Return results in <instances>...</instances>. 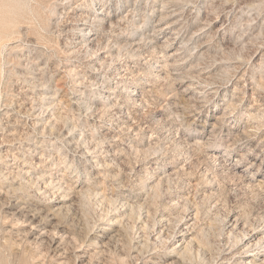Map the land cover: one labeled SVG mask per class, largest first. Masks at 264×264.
<instances>
[{"label":"rangeland","instance_id":"1","mask_svg":"<svg viewBox=\"0 0 264 264\" xmlns=\"http://www.w3.org/2000/svg\"><path fill=\"white\" fill-rule=\"evenodd\" d=\"M89 1L0 0L1 4L15 6L16 10L21 13L19 23L15 28V31L20 34L11 41L12 43L9 44V48L7 47L1 58L5 71L0 85L3 95L2 102L11 105V108L6 110L8 111L7 116L11 117L14 114L12 107H17L16 103L26 97L27 90L37 91L24 81L19 71L25 69L27 72L31 70L34 72L37 68H44L43 76L39 78L45 84V88L52 89L49 92L52 99L47 106H51V108L57 106V109L53 111L64 115L62 121L59 122L60 125L58 123L55 128H49V132L54 135H52L53 139L55 138L53 143L48 142V134H42L43 122L38 123L37 127L34 125V129H32L33 125L30 120L24 124V119L17 117L20 122L16 125L22 133L25 132V135L21 137L22 143L17 142L18 145L15 144L11 148L9 151V154L12 155L11 158L0 161V169H2L0 174V264H83L76 260L78 251L84 248V251L89 255L94 252L89 241L86 242L88 240L87 229L77 221L82 215L83 223H88L90 229L96 226L95 233H100L103 226L111 228L113 230L111 234L115 233L105 253L93 254L89 264H136L137 261L138 264H146V262L154 264L162 261V258L170 253L173 257L168 260V263L183 264L179 260L181 256L179 246L182 240L191 239L198 244L196 232H202V229H205V233L209 235V239L211 238L210 248L206 247V251H202V254L190 256L184 264H213L223 250L225 253H232L229 255V264H235L236 259L234 258L238 252L244 249V244L250 238L264 235V187L261 186L254 190L247 186H233L234 178L220 171L217 159L221 158L222 160V156L228 154L226 159L229 160L228 164H231L232 167L242 152L254 150L248 160L237 162L235 170L243 173L249 179L254 176L253 172L256 171L255 178L264 180V164L259 170L260 172L256 170L260 163L256 157H264V0H95L96 3L93 2L91 9H97L102 5L103 14L109 12L107 19L122 18L125 23L123 29L114 23L104 32L110 39L112 38L109 41L110 47L115 46L116 42L123 44L126 38L134 36L135 27L142 28L137 32L144 33L142 54L133 55L124 51L125 55L119 61L122 63L120 73L124 72L123 75H126L123 81L118 78L115 81L113 78L111 79V70L108 69L110 57L104 65L101 63L104 62L103 60L99 61L96 67V70L100 69L97 81L105 80L102 83L104 85L102 88L111 87L113 89V93L102 91L105 95L113 98V104L111 103L106 108L99 106L98 102L96 104V101L101 100L98 87L94 85L95 83H90L89 80L96 74V70L89 67L93 65L91 58L98 57L103 52L99 48L86 52V50L75 48L72 43V38L79 31L86 33L90 30L92 32L96 30V27L95 25L88 28L84 26V30H81L83 27L80 26L79 30L69 31L74 22H79L77 20L80 17L75 16V13L81 7H88ZM98 2L100 5L97 6ZM169 3L170 6L175 7L173 9L178 10V17L173 16L174 18L161 21L162 14L167 10L165 4ZM176 19L180 22L177 28L181 29V39L176 38L174 42H177L176 46L188 44L182 54V60L177 62L181 64V72L185 73L183 78L188 76L192 65L199 64L207 68L205 71H209L208 75L206 73L202 76L209 78V91L215 85L220 86L218 94L209 92L208 96L201 99L200 104H197L195 98L199 95L197 92L202 91L200 87V90L198 89V81H201V78L196 76L201 71L190 74L194 76L196 81L194 88L196 87V89L193 88L192 91L190 89L189 93L185 92L187 86L185 79L171 77L173 61L169 58L166 64L164 63L165 65L162 61L158 62V59L162 58L159 56L165 54L168 56L173 47H169L166 52L161 53H156L153 49L151 51V48L158 47L168 40L167 37H173L176 32V30H171L162 37L153 39L155 35L152 34L155 33L158 24L166 25ZM200 25L206 26L207 30V36L205 35L203 39V42L206 40L208 42L207 47L204 48L207 52L206 55L199 51L198 43L196 44L194 40L189 41ZM26 38L35 40V46L25 45ZM208 48L209 50H207ZM256 52L259 54L258 57L255 56ZM24 54L29 56L28 60H20ZM105 55L108 56L107 53ZM149 61L150 63H148ZM189 61L193 62L192 65L188 63ZM65 64L68 65L64 66ZM65 67H70L71 71H75L67 73ZM209 74L210 77H208ZM165 77L167 78L164 79ZM41 81L37 83V86L41 84ZM78 83H81L82 87L77 91L71 88ZM131 84H138L139 90L143 92L144 106L143 104H127L124 101L125 95L128 94L126 91H129ZM236 84H238V90L235 88ZM32 91L29 94H32ZM75 92L83 98L86 104L89 102L88 105L93 106L88 115L86 113H81V115L73 110L71 101H74ZM36 99H38L37 96ZM106 101L110 102L108 99ZM200 105L202 107L198 109ZM122 106L126 114L119 113ZM251 108H254V117L248 112ZM53 111L51 114L54 113ZM130 113H136V118L133 119ZM223 113H226L227 119L216 122ZM129 116L132 119L127 120L126 118ZM0 118V126H3L6 124L7 118L3 114L0 115ZM13 119L16 120V118ZM120 120H122L121 123H119ZM214 125L217 126L213 132L215 136L212 135L213 140L211 141L214 145L207 149L199 141L204 140L211 133ZM118 126H122L124 129ZM105 129L109 130V137L101 135ZM253 133L256 136L252 137ZM249 135L251 136L249 137ZM1 137L0 134V154L5 155L7 152L5 149L8 146L4 145ZM185 138L190 140V145L184 141ZM70 143L79 149L81 147L80 151L85 154L93 155L89 157L94 164L92 166H96L95 163L99 160L95 156L107 160L112 159L111 163L116 165H112L113 168L111 167L110 170L113 169L112 171L115 173L121 171L125 178L112 177L107 170L94 175L91 166L86 164L83 159L77 165L85 166L86 172L76 176L73 166H71V158L67 157L70 151L68 144ZM113 143L116 145L112 151L116 152L114 158L113 153L109 152L108 154V146ZM231 144L234 145L230 147ZM156 146L157 148H155ZM228 148L232 151H227ZM205 152L214 154L218 158L211 156L214 159L210 157L208 159L205 157ZM14 156L17 161L13 160ZM151 160L157 163L172 161V163H176V166H180L174 170L176 173L174 172L175 174L173 173L171 176L159 175V177H164L162 179L165 182L157 179L153 181L151 179L154 174L149 171ZM253 160L257 161L258 165L241 172ZM20 162L23 164L20 165ZM26 162L35 168L38 166V170L34 172L44 171L47 177L54 175L64 178L65 186L76 180H78L76 183L78 186L79 182H87L90 179L96 184L95 189L101 196L100 198H88L89 200L86 199V202H84L85 199L80 200L72 205L73 202H68L67 205H71V207L64 212L61 221L63 225L71 228V236L64 237L66 254L63 258L59 259L54 256L51 239L44 243L28 239L26 231L30 227L14 221L7 215L8 204L18 200L31 199L26 196L29 192L33 198L38 199L56 196V190H51L46 195H42L43 191L34 190L35 188L18 191V185L22 182V176L18 174L20 170L23 169V172L34 170L26 166ZM191 164L192 166H190ZM62 174L66 175L63 177ZM3 175L9 176V179L4 181ZM157 181L161 182L160 185ZM199 182L198 188L196 186L199 185ZM150 188L152 189L150 190ZM208 189L209 191L206 192ZM119 196L124 199L123 201L129 203L141 197L142 199L138 203L143 205L142 209L136 208L131 214L126 211L124 217L111 215L121 208V205L115 201L119 199ZM195 210H198L200 215L196 216L197 219H201H198L200 223L197 222L196 231L191 229L194 224L192 215L194 216ZM184 213L187 218H184ZM107 216L119 217L118 220L122 222H120L121 224L108 225L106 223ZM200 224L202 225L200 226ZM186 230H188L187 234H185ZM174 233L175 237L171 238ZM90 239H92L91 236ZM173 246L175 248L171 250ZM253 249L246 250L247 256Z\"/></svg>","mask_w":264,"mask_h":264},{"label":"bare ground","instance_id":"2","mask_svg":"<svg viewBox=\"0 0 264 264\" xmlns=\"http://www.w3.org/2000/svg\"><path fill=\"white\" fill-rule=\"evenodd\" d=\"M92 1V2H91ZM95 0H90L88 3H89V6L88 7H78L80 9H78V11L75 13V16L77 17H80L77 21H79L78 23L74 22V24L72 26H70V30L69 31H74V30H79L80 26H82L83 28H81V30H84V26H87L88 27H91V26H94L96 27V30L94 31H90L89 32H82V31H79L76 36L73 39V44L75 45V48H79V49H83V50H86V52H88L89 50H92V49H95V48H99L103 53L100 54V56L98 57H93L91 58V61L93 62V65H90L89 63V67L92 68V69H95L96 70V67L97 65L99 64V61L100 60H103L104 62H101L102 65H104V63H107L106 61H108V57L109 58V70H111V79L113 78V80L115 81V79L117 80V78L120 80V81H123V79L126 78V75H123V73L121 74L120 71H121V62H119L121 59H123V56L125 55L124 51H128L127 53H132L133 55H136V54H142L141 53V50L143 49L142 48V43H144V33L143 34H140L139 32L137 31H140L142 30V28L140 27H135V30H136V33L135 35L139 34L138 36H129L128 38L125 39V41H123V44H118L116 42V47L115 46H111V43H109V41L112 39L109 38V36H107V34H105L104 32L108 29V27H111L114 25V23L116 25H118L119 27H121V29H123V27L125 26V23L123 22V19L122 18H117L116 20L114 18H111V19H107L108 17V13L107 14H103V8H102V5L99 4V2L96 4L97 6H99V8L97 9H91V5L93 4ZM66 3V2H65ZM96 3V1H95ZM166 5V12L164 14H162L160 20L161 21H164L165 19H169L173 16H177V9H173L175 7H172L170 6V3ZM169 6V7H167ZM20 17H21V13H19L15 6H11V5H3L1 4L0 2V85L2 83V80H3V76L5 74V71H4V66H3V62L1 63V58L3 57L4 55V52L5 50L7 49V47L9 46L10 43H12L11 41L17 36L19 35L20 33L16 32L15 31V28L17 26V24L19 23V20H20ZM32 17V16H31ZM178 17V16H177ZM174 18V17H173ZM82 22V23H80ZM127 22V21H125ZM73 23V22H72ZM71 23V24H72ZM180 25V22L178 19L176 20H172L170 21L168 24L166 25H159L157 26L156 30H155V33H153L152 35H155L153 39H157V37H162V35H164L165 33H167L168 31H175L174 32V36L172 37H167L168 40L164 41V43H162L161 45H158V47H154L151 48V51L153 49L154 52L156 53H161V52H166L167 49H169V47H173V49L171 50L170 54H165V55H161L159 57H162L161 60L160 58L158 59V62L159 61H162L163 64L169 60V58L173 61V63L171 64L172 65V70L173 72H170L172 76L176 78H183V76L185 75V73H182L181 72V64H178L180 60H182V54L183 52L185 51L184 49L186 48V45H183V44H180L179 46H176L177 42H174L176 38L178 39H181V29L178 30V26ZM125 28V27H124ZM110 29V28H109ZM28 30V29H27ZM207 30H206V26L204 25H200V27H198V29H196V31L194 32V35L191 37V39L189 41H193L196 42V44L198 43V48H200V52L203 54V55H206L207 52L205 51V47H207L208 45V42L206 40V42H203V39L205 37V35L207 34L206 33ZM209 33V32H208ZM180 36V37H178ZM207 36V35H206ZM130 38H132V40H129ZM152 39V40H153ZM151 40V42H152ZM159 40V39H158ZM204 40V41H205ZM154 41V40H153ZM181 41V40H180ZM209 41V40H208ZM182 42V41H181ZM16 43V42H15ZM179 43V42H178ZM36 44V41L35 40H25V45H28V46H35ZM69 44V43H68ZM195 44V45H196ZM12 45V44H11ZM114 45V44H112ZM118 45V46H117ZM211 45V44H210ZM209 45V46H210ZM65 46V45H64ZM147 46V45H145ZM190 46V45H189ZM66 47V46H65ZM150 47V46H149ZM9 48V47H8ZM26 48V47H25ZM71 48V47H70ZM116 48V49H115ZM147 50V49H146ZM149 50V48H148ZM202 50H204L202 52ZM209 50V48L207 49ZM144 51V50H143ZM150 51V52H151ZM31 52V51H30ZM75 52V51H74ZM146 52V51H145ZM29 53V52H28ZM105 53L108 54L105 55ZM124 53V54H122ZM31 54V53H30ZM202 55V56H203ZM209 55V54H208ZM208 55H207V58H208ZM131 56V55H130ZM144 56V55H143ZM142 56V57H143ZM256 57L259 56L258 52H256L255 54ZM20 57V56H19ZM28 57L26 54L22 55V57H20V60H28ZM126 57V56H125ZM128 57V56H127ZM141 57V59H142ZM263 57V56H262ZM145 60H146V56L144 57ZM194 58V57H193ZM196 59V58H195ZM68 60V59H66ZM148 60V59H147ZM199 60V59H198ZM264 60V59H263ZM35 61V60H34ZM37 61V60H36ZM127 61V60H126ZM178 62V63H177ZM27 63V62H26ZM150 63V61L148 62ZM189 64L192 65L193 62L189 61L188 62ZM187 63V64H188ZM2 64V65H1ZM161 64V65H163ZM164 64V65H165ZM167 64H170V63H167ZM259 64V63H258ZM68 64H65L64 66H67ZM41 66V65H40ZM39 66V67H40ZM83 66V65H82ZM189 66V65H188ZM20 67V66H19ZM169 67V66H168ZM167 67V68H168ZM220 67V66H219ZM66 68V67H65ZM239 68V67H238ZM23 69V68H22ZM32 69V68H31ZM99 69V68H98ZM205 68L204 66H200L199 64L198 65H192L189 69L190 73L188 72V76H186V78H183V80L185 81V83H187V86H186V89H185V92H188L190 89L192 91V89L194 88L195 85V80H194V76L190 75L192 74L193 72H197V71H201L198 75H196L197 77L201 78V81H198V89L200 87V89L202 91H199L197 92V94L199 93L198 96H196L195 100L198 102L197 104H200L202 101L201 99L202 98H205L206 96L209 95V92L210 93H219L220 91V86H213L210 91H209V82H208V79L209 78H205V77H202L203 74H206L208 75V72L207 70L205 71ZM161 70V69H160ZM32 71V70H31ZM27 72L25 69H23L22 71H19V73L23 76L24 78V81L27 82L32 88L33 90H37V91H32V90H27L26 91V97L22 100V101H19L16 103V106L17 107H12V112L14 113L11 117H8L7 116V113L8 111H6L7 109L11 108V105H7L6 103H3L2 102V91L0 89V115L3 114L6 116V124H3V126L1 125L0 126V131L2 130V133H0L2 135V142L4 143L5 146H8L5 150H7L6 154L4 155H1L0 154V161H3L4 159L8 160L9 158L12 157V155L9 154V151L11 150L12 147L15 146V144H17V142L19 143H22V138L23 135H25V132L22 133V131H20V129L18 128V122H20L18 120L17 117L20 118H23L24 120V124L26 123L27 124V120H30V123L33 125H30L32 126V129H34V125L37 127L38 126V123L40 122H43L44 125H43V128L42 129V134H48L47 137L49 138L48 139V142H51L53 143L52 141H54L52 135L53 133L52 132H49V128H55L56 124L58 125L59 122L62 121L64 115L61 113L57 114L56 112H54L53 110L57 109L55 107L51 108V106H47V104L49 103V101L52 99L51 96H49V92L52 91V89H49L48 88H45V84L42 83L43 81L40 80V76H43V71H44V68H37L34 70V72ZM75 70H72L70 69V67L66 68L65 69V72L67 73H70V72H73ZM100 69L99 70H96V74H94L93 77H91L89 80H90V83H95L94 85H97V90L99 91V98H101V100H98L96 101V104L99 103V106L101 107H108L112 101H113V98L109 95H105L104 93H113V89L111 87H104L102 88L104 85L102 83H104L103 80L101 81H97V76L99 75ZM166 71V70H165ZM218 71V70H217ZM164 72V71H162ZM184 72V71H183ZM17 73V72H16ZM47 73V72H46ZM165 74V73H164ZM213 74V73H212ZM14 76V74H12ZM96 75V76H95ZM220 75V74H219ZM244 75V74H243ZM27 76V77H26ZM28 76H31V77H28ZM120 76V77H118ZM128 76V75H127ZM195 76V77H196ZM211 75L209 74L208 77H210ZM214 76V75H213ZM227 76V75H226ZM18 77V76H17ZM45 77V76H44ZM116 77V78H115ZM162 78V76H160ZM196 77V78H197ZM207 77V76H206ZM242 77V76H241ZM167 77H165L164 79H166ZM47 79V78H46ZM170 79V78H169ZM211 79V78H210ZM223 79V78H222ZM93 80V81H91ZM174 80V79H173ZM182 80V81H183ZM197 80V79H196ZM200 80V79H199ZM20 81V80H19ZM41 81V84L39 86H37V83H39ZM176 81V80H175ZM178 81V80H177ZM181 81V80H180ZM179 81V82H180ZM49 83V82H48ZM106 83V82H105ZM178 83V82H177ZM184 83V84H185ZM22 85V84H21ZM25 85V84H24ZM237 87H235L237 90H238V84H236ZM235 85V86H236ZM29 86V87H30ZM81 86V83H78V84H74L73 86H71L72 89L74 90H78ZM130 89H128L129 91H126V93L128 94H124L125 97H124V101L128 104V103H133V104H143L144 101H145V98L143 96V92L141 90H139V86L138 84H131V86H129ZM211 87V86H210ZM24 88V87H23ZM38 88V89H37ZM225 88V87H224ZM106 89V90H105ZM196 89V87L194 88ZM199 89V90H200ZM252 89V88H251ZM264 89V88H263ZM253 90V89H252ZM32 91V94H29V92L31 93ZM104 91V93L102 92ZM182 92V91H181ZM244 92V91H243ZM255 92V90H254ZM189 93V92H188ZM193 93V92H192ZM245 93V92H244ZM56 94V93H55ZM254 94V93H253ZM261 94V93H260ZM21 95V94H20ZM38 97V99H36V96ZM188 97V96H187ZM71 99V98H70ZM73 99L74 101H71L72 102V106H73V110L79 112L80 114L81 113H86L87 115L89 114V112L93 109V106L91 105H88V103L86 104L83 100V98L79 97V94H77L76 92L74 93V96H73ZM109 100L110 102H107L106 100ZM4 100V99H3ZM98 102V103H97ZM245 102V101H244ZM92 103V102H91ZM113 104V103H112ZM115 104V102H114ZM132 104V105H133ZM171 104V103H170ZM15 105V104H14ZM116 105V104H115ZM145 104H143L144 106ZM137 106V105H136ZM135 106V107H136ZM126 107V105H125ZM138 107V106H137ZM202 107L201 105L198 106V109ZM122 109H119V113H125V109L124 107L122 106L121 107ZM134 108V106H133ZM142 109V108H141ZM254 108H251L248 112H250L249 114L254 117L255 116V111L253 110ZM257 109V108H256ZM129 110V109H128ZM54 112L51 114V112ZM48 112V113H47ZM64 112V111H63ZM129 112V111H128ZM136 112V111H135ZM36 113H38V115H36ZM46 113V115H45ZM126 114V113H125ZM135 114L136 113H130V116H133V119H135ZM82 115V114H81ZM258 115V114H257ZM130 116L128 118H126L127 120H130L132 118H130ZM218 116V115H217ZM226 113H223L220 117H218L217 121H221V120H224V119H227L226 118ZM4 117V116H3ZM13 118H16V120H14ZM49 118V120H48ZM1 119V118H0ZM163 120V119H162ZM66 121V120H65ZM22 122V120H21ZM122 120L119 121V123H121ZM130 122V121H129ZM223 122V121H222ZM221 122V123H222ZM124 123H127V121ZM166 123V122H165ZM17 124V125H16ZM61 123H59L60 125ZM23 126V125H22ZM126 126V125H125ZM120 127V126H118ZM122 127V126H121ZM120 127V128H121ZM252 127V126H251ZM29 128V127H28ZM57 128V127H56ZM123 128V127H122ZM220 128V127H219ZM255 128V127H254ZM27 129V127H26ZM60 129V128H59ZM124 129V128H123ZM217 129V126L214 125L213 126V129L210 131L211 133L206 137L204 138V140L202 141H199V143H201L202 145H204V147H210V146H213L214 143L211 142L213 140L212 138V135H213V132L214 130ZM30 130V129H29ZM47 130V132H46ZM250 130V129H249ZM260 130V129H259ZM27 131V130H25ZM179 131V129H178ZM177 131V133H178ZM252 131V129H251ZM34 132V131H33ZM244 132V131H243ZM246 132V131H245ZM250 132V131H249ZM254 132V131H253ZM35 133V132H34ZM176 133V132H175ZM202 133V132H201ZM219 133V132H218ZM110 134L109 130H106L103 132V136H107L109 137L108 135ZM245 134V133H244ZM248 134V133H246ZM257 134V133H256ZM30 135V134H29ZM51 135V136H50ZM114 135V134H113ZM116 135V134H115ZM182 135V134H181ZM253 135H255L254 133L252 134V137ZM33 136V135H32ZM43 136V135H42ZM40 136V137H42ZM54 136V135H53ZM112 136V135H111ZM175 136H177V134H175ZM174 136V137H175ZM179 136V135H178ZM215 136V135H213ZM251 135H249L250 137ZM256 136V135H255ZM29 137V136H28ZM39 137V136H38ZM39 137V138H40ZM45 137V136H44ZM67 137V136H66ZM106 137V138H107ZM115 137V136H114ZM182 137V136H181ZM190 137V136H189ZM194 137V136H193ZM30 138V137H29ZM34 138V137H32ZM103 138V137H102ZM179 138V137H178ZM183 138V137H182ZM35 139V138H34ZM37 139V138H36ZM108 139V138H107ZM155 139V138H154ZM157 139V137H156ZM163 139V137H162ZM184 139V138H183ZM198 139V138H197ZM28 140V139H27ZM44 140V139H43ZM103 140V139H102ZM132 140V139H131ZM165 140V139H163ZM162 140V142H163ZM176 140V139H175ZM26 141V140H25ZM47 141V140H45ZM161 141V140H160ZM178 141V140H177ZM183 140L181 139V142ZM186 142H188V145H190V140H185ZM1 142V141H0ZM29 142V140H28ZM32 142V141H31ZM43 142V141H42ZM47 142V144H48ZM132 142V141H131ZM152 142V141H151ZM159 142V141H157ZM197 142V141H196ZM2 143V145H3ZM155 143V142H154ZM34 144V142H33ZM110 144V143H109ZM156 144V143H155ZM184 144V143H183ZM187 144V143H186ZM185 144V146H186ZM18 145V144H17ZM46 145V144H45ZM120 145V144H119ZM150 145V144H149ZM153 145V144H152ZM158 145V144H157ZM234 144H231L229 145L230 147H232ZM22 146V145H21ZM79 146V145H78ZM99 146V145H98ZM116 145L113 143L112 145L108 146L109 147V150H108V154L109 152H111L110 154H112L113 152V147H115ZM132 146V145H131ZM154 146V145H153ZM118 147V146H117ZM99 148V147H98ZM97 148V149H98ZM119 148V147H118ZM128 148V147H127ZM152 148V147H150ZM157 148V146L155 147ZM68 149L70 150L67 154V157L70 156L71 158V166H73V169H74V173L76 174V176H79L80 173H84L86 172V167L85 166H80V165H77L79 163V161L81 162V160L83 159L86 164L90 165L91 166V169H92V172H94V175L98 174V173H101L103 170H107L112 177H117V178H120V179H123L125 178V175H123L120 171V173H115L113 172L111 169V167L113 168L114 165L116 164H112L111 160H107L105 158H100L99 156H95V158L99 159L97 161L96 166H92L93 162L92 160L89 158L90 156H93V155H89V154H85L84 152L80 151V149H82L80 147V149L78 147H75L74 144H68ZM208 149V148H207ZM214 149V148H213ZM28 150V149H27ZM89 150V149H88ZM116 150V149H115ZM126 150V148H125ZM211 150V149H210ZM215 150V149H214ZM34 151V150H33ZM96 151V150H95ZM94 151V152H95ZM99 151V150H98ZM101 151V150H100ZM227 151H232V149H227ZM254 151V150H253ZM253 151L251 150H246L244 152L241 153L240 157L237 158L236 162L232 164V167H231V164L229 165L228 162L229 160L226 159L227 155L228 154H225L224 156H222V160L221 158H218L216 156H214V154L212 155L211 153L208 154L205 152V157L210 159L211 156L213 157H216L218 158L217 162H219V166H220V171L222 172H225L226 174H228V176H230L231 178L233 177L234 181L232 180V185L233 186H247L249 188H252V189H259L264 187V180L262 179H259V178H255V175H256V171L253 172L254 173V176L252 178L249 179L245 177V175L243 173H239V172H236L235 170V167L237 166V162L241 163L242 161H246L249 159V157L252 155ZM102 152V151H101ZM141 152V151H140ZM217 152V151H216ZM99 153V152H98ZM105 153V152H104ZM116 153V152H114ZM113 153V158L115 157V154ZM120 153V151H119ZM127 153V152H126ZM142 153V152H141ZM146 153V152H145ZM91 154V153H90ZM122 154V153H120ZM120 154H118L120 156ZM187 154V153H186ZM27 155V154H26ZM102 155V154H101ZM105 155V154H104ZM102 155V156H104ZM117 155V156H118ZM101 156V157H102ZM109 156V155H108ZM15 157V156H14ZM13 157V160L14 161H17V158ZM80 160H79V158ZM107 157V155H106ZM109 157H112V156H109ZM130 157V156H129ZM174 157V156H173ZM188 157V156H187ZM210 157V158H209ZM211 158V159H214V158ZM41 158V157H40ZM92 158V157H91ZM215 158V159H216ZM257 161L260 160V163L258 165L257 161L253 160L252 162H250L247 167H245V169H243L241 172H245L246 170H248L249 168H253L255 165H258V168L256 170H260L262 165L264 164V157L262 156V158H259L258 156L256 157ZM31 159V158H30ZM104 159V160H102ZM150 159V158H149ZM172 159V158H171ZM170 159V160H171ZM181 159V158H180ZM21 160V159H20ZM114 161H116V159H113ZM156 160V158H155ZM163 160V159H162ZM176 160V159H175ZM179 161V159H177ZM195 160V159H194ZM193 160V161H194ZM204 160V159H203ZM26 161V160H25ZM123 161V160H122ZM167 161V160H166ZM201 161V160H200ZM199 161V162H200ZM29 162V161H28ZM164 163H157V162H152L151 160V163L150 164V168H149V171H151L154 176H152V179L151 180H159V181H162L164 177H159V175H170L171 174L173 175V173L175 172L174 170H176V168H178V166H176L174 163L169 162V163H166L165 161H163ZM206 162V161H205ZM116 163V162H114ZM182 163V162H180ZM197 163V162H195ZM193 163V164H195ZM23 164L20 162V165ZM178 164V163H177ZM198 164V163H197ZM201 164V162H200ZM207 164V163H206ZM26 166H28L29 168H32L34 170L32 171H26V172H23V169L20 170V172L18 174H20V176H22V182L18 185L19 187V190H30V189H34L36 191H43L42 195H46L49 193V191L51 190H56V196L52 197V198H45V197H42L41 199H38V198H33V195L30 194V192L26 195L27 197H31V199H28V200H25L24 201H14L12 203H9L7 208H8V212H7V215L9 216V218L13 219L14 221L16 222H19V223H23L25 224L26 226L30 227L26 233H27V238L32 240V241H37V242H40V243H44V242H48L49 239H51V242H52V250H53V253H54V256H56L57 258H63L66 254V249H65V246H64V237H70L71 236V228H69L68 226L66 225H63L62 221H61V217L63 216V214H65L64 212L65 211H68L67 209H69L71 207L72 204H76L78 201H82L85 199L84 202H86V199H90L91 197H96V198H100V194L99 192L97 191V189H95L97 186L96 184L91 181L90 179L87 181V182H79L78 186H77V181H74L72 182V184L70 185H67L65 186L64 184V178H59L57 176H51V177H47L46 174L44 173V171H39V172H34V171H37L38 170V166L35 168L34 166H32L31 164H28L27 162L25 163ZM94 165V164H93ZM113 165V166H112ZM192 166V164L190 165ZM203 169V168H202ZM219 169V168H218ZM192 170V168H191ZM98 171V172H97ZM184 171V170H183ZM210 171V170H209ZM260 172V171H259ZM258 172V173H259ZM2 173V169H0V174ZM146 173V172H145ZM176 173V172H175ZM174 173V174H175ZM224 173V174H225ZM181 174V173H180ZM263 174V173H262ZM66 174H62V176L64 177ZM89 175H90V172H89ZM163 175V176H164ZM259 175V174H258ZM75 176V177H76ZM110 176V177H111ZM196 176V175H195ZM204 176V175H203ZM207 176V175H206ZM260 176V175H259ZM146 177V176H145ZM166 177V176H165ZM192 177V176H191ZM3 178L4 181L7 179H9V176H5L3 175ZM168 178V177H167ZM77 179V178H76ZM149 179V178H148ZM209 179V178H207ZM14 180V179H13ZM63 180V182H62ZM68 180V179H67ZM151 180L149 181L151 183ZM200 180V179H198ZM230 180V181H231ZM15 181V180H14ZM90 181V182H89ZM164 181V180H163ZM93 182V184H92ZM148 182V183H149ZM165 182V181H164ZM149 183V184H150ZM156 183V181H155ZM157 183H159L157 181ZM161 183V182H160ZM159 183V185H160ZM231 183V182H230ZM147 184V183H146ZM148 184V185H149ZM186 184V183H185ZM190 184V183H189ZM199 185H197L196 187L200 186V182L198 183ZM123 185V184H122ZM154 185V184H153ZM158 185V184H157ZM191 185V184H190ZM196 185V184H195ZM205 185V184H204ZM77 186V187H76ZM124 186V185H123ZM207 186V185H206ZM148 187V186H147ZM156 187V185H155ZM159 187V186H158ZM204 187V186H203ZM209 187V186H208ZM120 188V187H119ZM126 188V187H125ZM191 188V187H190ZM199 188V187H198ZM248 188V189H249ZM127 189V188H126ZM152 188H150L151 190ZM247 189V188H246ZM197 190V189H196ZM205 190V189H204ZM251 190V189H250ZM33 191V190H32ZM202 191V190H201ZM208 190H206V192H208ZM258 191V190H257ZM54 192V191H53ZM59 193V194H58ZM123 193V192H122ZM138 193V192H137ZM211 193V192H210ZM33 194V193H32ZM35 194V193H34ZM39 194V193H38ZM213 194V193H212ZM50 195V194H49ZM263 195V194H262ZM138 197V196H137ZM206 197V196H205ZM204 197V198H205ZM40 198V197H39ZM119 199H116L115 201H117L120 205H121V208L116 211L115 213L111 214V215H119V216H122L124 217V212L126 211H129L130 214L133 212V210H135L136 208L137 209H142L143 205H139V200H141L142 198L141 197H138V200H132V203H129L128 201H123L124 199L123 198H120V196L118 197ZM209 198V197H208ZM214 198V197H213ZM88 199V200H89ZM105 199V197H104ZM15 200V199H14ZM102 200V199H101ZM129 200V199H128ZM206 200V199H205ZM73 202L71 203V205H67L68 202ZM208 201V200H207ZM264 201V199H263ZM105 202V200H104ZM111 202V201H110ZM145 202V201H144ZM209 202V201H208ZM207 202V203H208ZM107 203V202H106ZM146 203V202H145ZM144 203V204H145ZM211 203V201H210ZM143 204V203H142ZM264 206V205H263ZM78 207V206H77ZM83 207V206H82ZM188 208V207H186ZM78 209V208H77ZM190 209V208H189ZM71 210V209H70ZM88 210V209H87ZM72 211V210H71ZM122 211H123V214H122ZM187 212V211H186ZM196 212V213H195ZM194 212V216L192 215V219L194 220V224L192 226V230L195 229L196 231V227L197 226V222L201 219H197V215H199V211L198 210H195ZM79 213V212H78ZM109 213V212H108ZM188 213V212H187ZM75 214V213H74ZM77 214V212H76ZM201 214V212H200ZM104 215V214H103ZM68 216V215H67ZM66 216V217H67ZM74 216V215H73ZM83 216V215H82ZM80 216L78 218V223L81 224L83 227L85 226V228L88 230H86V234H87V238L90 243V246L93 247V252L94 253H90V255L84 251V248L82 250H79L78 254L76 255V260L78 262H81L83 264H89L90 260H91V256H93V254H101V253H105V251L108 249V247L110 246V243L112 241V239L114 238L115 236V233L114 234H111V232L113 231L111 228L108 229L106 228V226H103V230L100 232V233H95V228L96 226H93L91 229L89 227V224L88 223H83L84 222V217ZM109 216V215H108ZM107 216V217H108ZM184 218H187L186 217V214L184 213ZM200 216V215H199ZM60 218V219H59ZM73 218V217H72ZM71 218V219H72ZM119 217H108L107 220H106V223H108V225H116L122 221H119L118 220ZM183 218V219H184ZM161 220V219H160ZM190 220V219H189ZM76 221V222H77ZM83 223V224H82ZM91 223V222H90ZM200 223V222H198ZM238 223V222H236ZM121 224V223H120ZM202 224H200L201 226ZM81 226V227H82ZM189 228V227H188ZM207 228V227H206ZM190 230V229H189ZM188 230H186V233ZM191 231V230H190ZM205 229H202V232H196V240H198V244H196L193 240H186V239H183L182 240V243L180 244V262H182L183 264L185 263V261L190 258V256H194V254H200L202 251H206V247L210 248L209 247V241H211L209 239V235L207 233H205ZM209 231V230H208ZM62 233V234H61ZM119 233V231H118ZM178 234V233H177ZM184 234V235H185ZM207 234V235H206ZM62 235H63V238H62ZM66 235V236H65ZM175 233L174 235L171 236V238L175 237ZM183 235V236H184ZM90 239L89 240V238ZM93 236V237H92ZM78 237V236H77ZM86 238V239H87ZM170 238V237H169ZM252 238H250L245 244H244V249L241 250L240 252L237 253L236 257L234 259L235 260V264H264V235L262 237H255L251 240ZM85 243L83 242V245ZM173 244V243H172ZM211 245V243H210ZM83 247V246H82ZM81 247V248H82ZM170 248V247H169ZM172 248V247H171ZM175 247L173 246V248L171 250H173ZM252 252L250 253V255L247 256V252L246 250L249 251V249H252ZM97 250V251H96ZM170 250V249H169ZM233 250V249H232ZM235 250V249H234ZM41 251V250H40ZM211 251V250H210ZM172 252V251H171ZM232 252V251H231ZM144 253V252H143ZM146 254V253H145ZM144 254V255H145ZM202 254V253H201ZM140 255V254H139ZM147 255V254H146ZM204 255V254H203ZM229 255H232V253H225V251L223 250L219 255L218 257L216 258V262H214L213 264H229L230 262V256ZM133 256V255H132ZM222 256V257H221ZM173 256L171 255V253L166 256L165 258H162L163 260L160 261V262H156L154 264H171L172 262L168 263V260L170 258H172ZM229 257V258H228ZM234 257V256H233ZM192 258V257H191ZM140 259V258H139ZM143 259V258H142ZM151 260V259H150ZM148 260V261H150ZM213 261V260H212ZM163 262V263H161ZM138 264V261L137 263ZM146 264H149L146 262Z\"/></svg>","mask_w":264,"mask_h":264}]
</instances>
